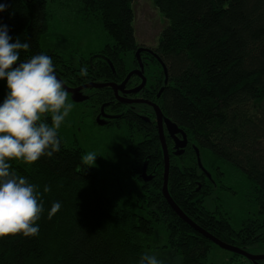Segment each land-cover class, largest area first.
Returning <instances> with one entry per match:
<instances>
[{
	"label": "trees",
	"instance_id": "trees-1",
	"mask_svg": "<svg viewBox=\"0 0 264 264\" xmlns=\"http://www.w3.org/2000/svg\"><path fill=\"white\" fill-rule=\"evenodd\" d=\"M154 2L168 23L153 46L158 59L147 68L152 76L145 95L156 99L164 116L190 140L178 156L167 136L169 192L191 219L217 238L247 250L264 245V0ZM0 3L7 4L0 24L7 25L12 41L30 44L20 51L18 62L46 54L70 85L80 84V68L89 70L90 79L104 81L123 79L136 63L133 0ZM54 17L101 23L110 41L75 60L42 43ZM3 88L0 81V103ZM112 96L108 87L97 89L96 102L101 105ZM140 107L145 113L150 109ZM148 116L149 122L128 117L119 126L127 128L131 143L125 180L129 189L123 196L109 189L93 165L82 162L83 147L60 129V151L52 157L31 165L9 161L17 176L37 186L44 211L38 235L0 237V264H139L143 254L156 255L163 264H258L235 252L227 262L209 261L216 243L186 223L163 193L162 143L155 114ZM46 119L50 124V115ZM192 144L201 156L209 151L226 167L210 161L207 173L202 171ZM145 165L153 175L150 181L141 177ZM230 176L234 182L244 181L247 215L238 223L221 198L211 197L213 209L206 205L215 191L236 193L235 186L226 184ZM45 185L51 189L47 193ZM54 202L61 207L49 219Z\"/></svg>",
	"mask_w": 264,
	"mask_h": 264
},
{
	"label": "clouds",
	"instance_id": "clouds-1",
	"mask_svg": "<svg viewBox=\"0 0 264 264\" xmlns=\"http://www.w3.org/2000/svg\"><path fill=\"white\" fill-rule=\"evenodd\" d=\"M6 10L7 4L0 3V12ZM29 48V42H21L19 38L13 42L7 25L0 24V80H6L8 89L0 103V237L38 235L37 222L44 211L41 194L36 185L11 170L9 161L31 165L59 152L58 130L73 107L56 76L51 57L41 53L18 62L20 51ZM80 75L87 76V70L81 68ZM49 115L50 124L46 119ZM96 158L94 152H88L81 159L92 167ZM50 190L45 185L44 193ZM60 207L59 202H54L48 218ZM139 264H163V261L156 255L143 254Z\"/></svg>",
	"mask_w": 264,
	"mask_h": 264
},
{
	"label": "rangeland",
	"instance_id": "rangeland-1",
	"mask_svg": "<svg viewBox=\"0 0 264 264\" xmlns=\"http://www.w3.org/2000/svg\"><path fill=\"white\" fill-rule=\"evenodd\" d=\"M135 10V32L138 42L147 45L158 43L161 30L167 25L168 20L156 6L154 0H133ZM43 38L42 43L46 47L54 46L68 56L87 54L90 51L100 49L106 42L110 41L109 36L101 23L93 22L84 24L81 22H70L62 17H54L51 23L50 31ZM4 86L1 95L5 98L7 94L6 80H0ZM68 102L73 107L68 117L60 127L65 136L72 140L76 135L77 141L83 147L84 154L94 152L97 155L95 164L92 165L100 171L101 177L109 185V189L117 194L126 195L129 188L126 176L130 168V154L124 155L129 151L125 147L124 141L127 138V132L124 128H112L108 126L95 125L93 119L87 116L88 109L83 108L80 103L75 102L68 95ZM129 153V152H128ZM130 158V159H129ZM201 160L203 165L210 167L211 163L223 165V161L213 156L209 151L202 153ZM225 168L226 166L223 165ZM226 184L235 186L236 193L230 190L217 192L207 198L206 205L209 209L214 208L212 198L217 196L221 198L224 207L231 213L238 223L247 215L245 210V201L243 199L244 181L234 182L227 179ZM130 185L135 183L133 177L129 178ZM249 252L254 254L264 253V245H253L248 248ZM232 251L222 248L219 245H213L208 256L209 261L224 263L232 257ZM248 264V263H246Z\"/></svg>",
	"mask_w": 264,
	"mask_h": 264
},
{
	"label": "flooded vegetation",
	"instance_id": "flooded-vegetation-1",
	"mask_svg": "<svg viewBox=\"0 0 264 264\" xmlns=\"http://www.w3.org/2000/svg\"><path fill=\"white\" fill-rule=\"evenodd\" d=\"M136 43H137V46L135 48V53H134V56H135L134 59L136 60V63L130 69V71L123 77V79L118 78V79H107L104 81H97L94 79H90L92 77V75L90 74L89 70H87V74H88L87 76H81L80 75V78L82 77V79H80V84L70 85V84L66 83L64 81V79L61 77V74L59 75V73L56 71L58 76L63 80V82L66 85H68L71 88L80 87V98H83V99L80 100L78 103H80V105L83 106V108L88 109V112L86 115L89 116L91 119H93V122L95 125L108 126V127H112V128H119L120 124H122V122L127 120L128 117L139 118V119H142L146 122H149L150 118L148 115L149 114L151 115L154 113L155 114L154 119L156 121V125H157L158 131H159V126H158V121H157V113H156V109H155L153 103L157 104L159 107H160V105L158 104L156 99L150 98V97L145 95L146 87L149 86L150 77L152 76V73H151V75H149L147 68H149V64H155V60H157L158 57L156 56V54L154 52V49H153L154 45H147L145 43L138 42L137 39H136ZM84 55L85 54L78 55V57H77V55H73V57L75 60H77V58H79L81 60V58ZM100 60H102V59H100ZM163 68H164V66H163ZM80 70H81V68H80ZM83 79L86 81H83ZM144 80H145V83L141 87V89L136 90L139 86L142 85ZM109 82L114 83L117 86H119L117 89V92L115 91V88L113 86H110V85H106L103 87L89 86L90 84H93V83H109ZM104 87L110 88L113 92V96L109 100H106L105 102H103L101 105H98V103L96 102V92H97V89H101ZM154 89H155V87L152 88V90H154ZM162 90H163V87H161L159 89L158 93L155 96L156 98L161 95ZM68 95L72 97L71 92H68ZM72 99H73V97H72ZM132 99H142L143 101H141V102L129 101ZM75 102H77V101H75ZM140 105H146V106L150 107V109H147L146 113L141 112L140 111V109H141ZM160 109H161V107H160ZM116 110H119V111H116ZM163 116H164V114H163ZM164 117H166V116H164ZM119 129H122V128H119ZM124 129L126 131L127 128L124 127ZM164 131H165L166 141H167L168 135L171 138V142H172V145L174 147L173 152L175 153V155H177L176 151L181 149L180 147L177 146V144H180L184 140V134H186V145L184 147V152L182 153V154H184L185 151L189 148L190 140H189L188 134L183 129L180 132L172 134L168 130L166 124H164ZM159 136H160V134H159ZM127 137H128V134H127ZM74 138L76 139V135H74ZM124 143H125L126 148L129 147V144H131L127 138L124 141ZM167 145H168V143H167ZM192 146L196 150L197 160H198L197 150L199 151V149L197 148V146L195 144H192ZM168 149H169V146H168ZM169 153H170V150H169ZM127 154H129L128 148H127L126 154H124V155H127ZM182 154H180V155H182ZM199 154H200V152H199ZM200 157H201V155H200ZM170 162H171V154H170ZM198 163H199V161H198ZM199 166H200V164H199ZM200 168L202 169V171L207 173L206 167H205V169H203L200 166ZM247 251H249V250H247ZM259 261L260 262L258 264H264V259L259 260Z\"/></svg>",
	"mask_w": 264,
	"mask_h": 264
},
{
	"label": "water",
	"instance_id": "water-1",
	"mask_svg": "<svg viewBox=\"0 0 264 264\" xmlns=\"http://www.w3.org/2000/svg\"><path fill=\"white\" fill-rule=\"evenodd\" d=\"M134 72V71H133ZM57 78L62 82L63 87L68 91L72 93V97L75 101L79 102L80 100H82L83 98H80V87H76V88H71L68 85H66L63 80L58 76V74L56 73ZM144 82L142 83L141 86H139L136 90L141 89V87L144 85ZM106 85H110L113 86L115 88V91L117 92V89L119 86H117L114 83H93L90 84L89 86H95V87H103ZM132 102H141L143 101L142 99H132L129 100ZM154 107L156 109V113H157V121H158V126H159V134H160V140L162 143V148H163V154H164V183H163V193L166 197V199L168 200V202L170 203V205L173 207V209L175 210V212L186 222L188 223L191 227H193L196 231L202 233L203 235H205L206 237H208L209 239H211L214 243H216L217 245L221 246L222 248H226L232 252L235 253H240L242 255H244L245 257L252 259V260H262L264 259V254H254L251 253L249 251H247L246 249L240 248L236 245L230 244L228 242H225L219 238H217L216 236H214L213 234H211L210 232H208L207 230H205L204 228H202L200 225H198L193 219H191L182 209L181 207L175 202V200L172 198L169 189H168V181H169V172H170V153H169V149H168V145H167V141H166V136H165V131H164V124H166L168 130L174 134L177 132L182 131L181 128H179V126L173 122L170 118L168 117H164L163 116V112L160 109V107L157 104H154ZM186 145V134H184V140L180 143L177 144L178 147H180V150L176 151L177 155H180L184 152V147ZM198 152V161L200 166L205 169V167L203 166L199 151ZM141 177L145 180V181H150L153 179V175L149 174L147 172V167L146 165L143 167L142 172H141Z\"/></svg>",
	"mask_w": 264,
	"mask_h": 264
},
{
	"label": "bare ground",
	"instance_id": "bare-ground-1",
	"mask_svg": "<svg viewBox=\"0 0 264 264\" xmlns=\"http://www.w3.org/2000/svg\"><path fill=\"white\" fill-rule=\"evenodd\" d=\"M198 165V164H197Z\"/></svg>",
	"mask_w": 264,
	"mask_h": 264
}]
</instances>
